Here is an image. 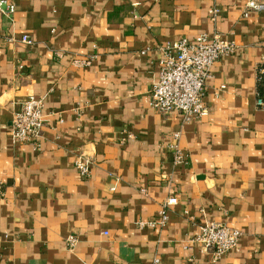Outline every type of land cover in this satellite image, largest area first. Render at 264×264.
<instances>
[{
	"label": "crops",
	"instance_id": "0c3cea01",
	"mask_svg": "<svg viewBox=\"0 0 264 264\" xmlns=\"http://www.w3.org/2000/svg\"><path fill=\"white\" fill-rule=\"evenodd\" d=\"M4 1L16 11L0 8V264H264V12L245 15L247 0ZM215 34L236 51L211 68L208 114L156 112L161 49ZM29 96L44 104L38 147L12 138ZM171 197L165 226H140ZM206 223L241 231L238 248L214 262L195 241Z\"/></svg>",
	"mask_w": 264,
	"mask_h": 264
},
{
	"label": "built area",
	"instance_id": "2783aa9c",
	"mask_svg": "<svg viewBox=\"0 0 264 264\" xmlns=\"http://www.w3.org/2000/svg\"><path fill=\"white\" fill-rule=\"evenodd\" d=\"M0 8L8 17L16 11L14 4L4 0L0 1ZM251 11L264 12V0H247L245 15ZM210 13L214 19L217 10L213 9ZM21 40L25 44L33 45V40L28 36H23ZM235 51V44L220 34L200 35L194 41L182 39L163 47L158 65V80L151 90V107L162 115L181 113L186 121L206 116L208 107L205 104V94L207 82L211 78V68L221 58L232 55ZM258 85L256 105L264 110V68L259 69ZM43 109V101L33 96H29L23 102L21 110L12 120V138L16 143L34 144L38 147L44 127ZM178 137L179 134H175V138ZM171 148L174 151V164H182L184 156L178 145ZM91 164L81 155L76 161V169L85 177L91 172ZM1 194L0 190V196ZM177 203L176 197L169 198L164 203L159 220L140 223V226H165L168 209ZM241 238L242 233L237 229L223 224L206 223L200 227L195 241L203 252H208L212 260L217 262L229 252L236 250ZM76 242V238L71 236L67 240L68 247L75 248Z\"/></svg>",
	"mask_w": 264,
	"mask_h": 264
}]
</instances>
